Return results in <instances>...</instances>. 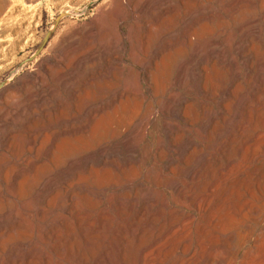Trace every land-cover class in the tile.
Instances as JSON below:
<instances>
[{"label":"bare ground","instance_id":"1","mask_svg":"<svg viewBox=\"0 0 264 264\" xmlns=\"http://www.w3.org/2000/svg\"><path fill=\"white\" fill-rule=\"evenodd\" d=\"M196 1L198 6H181L175 27L159 31L157 38L163 42L153 47L143 41L144 23L133 21L135 35L143 40L140 52L133 53L141 56L135 63L136 78L128 79L131 83L125 78V89L95 94L90 99L95 104L80 109L50 100V106L41 103L39 110L26 113L29 103L49 100L51 88L28 101L20 96L11 102L15 104L3 115L5 120L12 119L28 133L39 128L28 141L36 151L41 146L42 153L24 161L0 155V264H191L203 253L205 242L209 264H264V61H257L264 53V0H214L211 7L208 2L213 0ZM147 3L142 0L139 12ZM166 5L171 9L169 2ZM117 15V26L129 39L130 30L123 29L125 14ZM104 20L88 23L84 35H103L108 28ZM78 33L67 32L55 48L74 41ZM180 43L187 52L169 82L177 93L152 109L150 98L159 91L160 71L171 56L181 53ZM120 48L116 46L117 53ZM51 60H40L38 69L46 72ZM112 68L118 71L120 64ZM217 73L224 77L220 85L214 81ZM56 74L59 84L70 85L62 73ZM111 74L110 69L101 74L104 86H109ZM41 77L39 71L36 76L26 74L19 83ZM98 78L88 75L81 82L97 84ZM47 84L42 81L40 87ZM3 90L0 87V99ZM66 98L72 103L83 99L77 89ZM150 109L163 113L155 143L148 138L155 114ZM37 114L45 119L38 122ZM217 114L220 133L212 123ZM69 117L76 122H68ZM210 123L208 171L203 163L198 165L191 132L201 133L198 127ZM3 125L0 149L8 152L17 141L10 137L11 127ZM68 132L78 137L66 139ZM72 149L77 153H69ZM234 151L240 156L232 162ZM155 162L159 168L153 174ZM220 165L221 180L208 190L207 172L212 182ZM215 202L216 216L210 214ZM195 220L201 222L192 244Z\"/></svg>","mask_w":264,"mask_h":264},{"label":"rangeland","instance_id":"2","mask_svg":"<svg viewBox=\"0 0 264 264\" xmlns=\"http://www.w3.org/2000/svg\"><path fill=\"white\" fill-rule=\"evenodd\" d=\"M128 1L129 0H122V1L121 0H0V87L4 89L3 92L4 95L6 96V98H4L5 96H3L2 99H0L2 100L0 101V107L1 108L3 106L5 107V109L4 107L1 109V110L4 109L5 111L0 110V117L2 116L4 118L3 115L6 116L8 112V108L12 107L15 104L11 102H16L15 100L18 99L20 96L21 97L23 96L28 101V98L29 100L30 98H33L31 97L32 94L38 92L40 93L41 90H45V89L49 90V88L52 89L48 91L51 94L49 96V100L44 101V103L42 101L29 103V107H27L26 113L32 111L33 109L39 110L41 107H43L42 106L43 104H45V106H50L49 105L50 100L52 101V102L50 101L51 102L50 104H52L53 101L56 100L60 102V104L58 105L68 106L74 109H80L85 105L86 106L94 105L95 103H93V101H91L90 99H92V96L95 94L110 93L112 91H115V89L116 90L125 89L126 84L124 82H126L130 78H131L130 79L131 82L135 80L137 75V71H136L137 69L135 63L141 57V56L139 57L140 54H133L140 52L138 46H140L143 40L141 39V37L138 36V34L135 35L134 29H132L133 21L137 19L140 23L141 22L144 23V29L141 30V32L145 33V38L143 41L146 42L147 44L149 43L150 45L149 44L148 45L153 47L154 45L156 46L163 42V41L161 42V40L158 39L159 38L158 36L160 34L159 31H161L164 28L175 27V25L178 22L176 16L179 13L178 11L179 9H181L182 7L192 8L194 5L198 6L196 5L198 4V1L196 0H183V4L181 3L182 2L181 0L179 1L150 0V2L146 0V3L149 2L146 4L147 6H145V10L147 11L144 10L139 12L137 8L142 2V0H138V1L130 0L129 2ZM135 2L136 4H134ZM165 2L166 3L169 2V4H171L172 6L171 9L166 7L167 5ZM212 5H215L214 0L211 1V3L208 2V6L211 7ZM118 6H120L121 9H117L119 8ZM165 9L166 11L167 9L170 10V13L168 15L162 14V12H164ZM109 10H111L110 13ZM120 11L121 12L123 11L125 15L122 14ZM118 13L122 16L124 15L123 17L125 18V26L123 27V29L128 33L130 30L129 39L123 38L121 31L117 26L116 22L118 19L117 18ZM133 13L137 15L134 19L131 17ZM138 13L139 15H143V16H140L139 18ZM168 16L169 19L167 18ZM112 17H114L113 18L114 21ZM103 19H105L104 21H107L106 23L108 25V28L105 31V33H103V35L102 34L94 35V36L84 35L83 31L87 27L88 23H90L91 21L100 22L103 21ZM114 22L116 23V25L114 24ZM148 23L150 25H148ZM72 30H79V33L75 38V40L72 42L63 41L62 44H60L59 47L60 50L56 49L55 47L58 41L62 40L65 34ZM148 33H150V36L148 35ZM166 40L167 39H165L164 42H167ZM171 41H174L175 43V39ZM182 41H183L182 39L179 40V42ZM115 43L117 45H121V48L119 49L118 53L116 52L117 45ZM138 43L139 45H137ZM136 45L138 48L136 47ZM180 46L183 48L181 53L177 54L176 56L175 54L171 56L167 60V64L160 71L159 74V76H161L159 82L160 92L158 91L156 96L150 98L152 109H154L155 107L161 108L164 105L163 103L167 100L166 96L168 94L172 92L177 93V86H171L169 82L172 80L171 78L174 76L175 64H177V62L180 61L181 57H183V55H185L187 52L186 45L180 43ZM116 55L119 57L118 59H116ZM136 55H138V59ZM43 58L52 59L51 61L48 62V70L46 72L42 69H38L37 67V63ZM133 58L135 59V61H133ZM258 60L261 62L264 61V53L258 54L257 61ZM238 62L239 63L241 62V57H238ZM116 64H120V69L118 71L113 68L111 69V67L115 66ZM108 69L112 71V74L110 77L106 79V84L108 83L109 86H104L105 83L101 81V79L103 80L101 74L103 72L108 71ZM128 69L129 70L131 69L132 71L130 70L129 72ZM38 71L40 74H42L41 78L35 79V81H30L26 84L19 83V80L24 75L31 74L36 76V73H38ZM56 73H62L63 76L67 78L68 84L70 85L66 87L63 84H59L58 83L59 81L56 80L58 79L56 78L58 77ZM88 75H94L99 77L98 80L95 79L97 84L95 82L93 83L90 82L88 84L82 83L81 82L82 78ZM42 79L46 80V82L48 83L47 85L49 86V87L47 86L48 88H46L45 86L40 87L41 82L45 81ZM130 80H128L127 83H131ZM221 80L222 82L224 80L223 74L217 73V75H215L214 77L215 83L220 85ZM98 81L99 82L101 81L100 84ZM28 84L29 86L27 87L26 85ZM71 89L72 90L77 89L79 94L82 95L83 99H80L81 98L80 97L79 100L76 101L75 103L70 102L69 101L70 99H67L66 96H67V92L71 91ZM11 91L14 92L12 93ZM84 91L85 92L90 91V92L84 95L85 94ZM12 94L13 95L16 94V95L13 96ZM41 103L42 105H40ZM80 103L81 106L78 108ZM152 109L150 110L152 111ZM69 111H67L66 113L67 115L70 114ZM213 111L214 112L217 111L216 103H214ZM149 112H147L145 118L146 120L148 118V115H150ZM152 112L155 113L154 123L153 124L150 123L148 126L149 127L148 138L151 139L153 143H155L156 134L161 129L163 113L162 111L157 113L154 111ZM2 117L0 118V123H3L4 124L3 126L7 127L9 130L11 127L10 137H13L17 141V145L15 146L14 149H10L8 152L4 151L3 149H0V155L6 154L5 156L6 157L8 156V158L18 157V160L24 161L25 159L30 158L33 155L42 153L41 146H39L36 151V149L33 148L30 142L33 137H36L38 135L39 128H35V130L32 129L30 131L31 133L30 134L24 131L22 128H18V126H15L14 124L15 122L12 119L5 120V118L2 119ZM36 117L38 118L37 119L38 122H40V119H42V117L45 119V117L42 115L40 116V114H37L35 118ZM69 119L68 122L71 121L76 122L75 120H77L75 117L72 118L69 117ZM214 119L215 120L212 123L213 125L215 124L214 125V127L216 126L215 129L217 128L218 132L220 133V131L222 130H221L219 114H217V116H215ZM198 129L201 130V133L197 129L196 130L193 129L191 132L192 138L194 139V141L197 142L196 143L193 141L192 146L193 148L196 147L195 149L198 150V156H199V158L197 157L198 165L202 167V165L204 164L206 166V169L209 171V161L211 162V158H210V154L208 153L211 152V145L209 144L210 143L209 138L212 131L211 123L208 126L202 124L198 127ZM66 134H64V137L66 139L72 138V140H75L78 137V133L75 132H68ZM73 136H75V138ZM142 145L144 151L148 152L150 147L148 142L144 141ZM27 146L30 148H28ZM69 153L76 154L77 150L72 149L69 151ZM239 156L240 153L238 151L232 152L230 154L231 161L234 162ZM158 168H159V164L158 162H155L152 169V173L153 174L156 173ZM223 172H224V167L222 165L216 168L213 173L214 180L212 182H211V177L209 178V172H207L208 190L209 188H212L214 184L220 182ZM218 210H219V205L215 202L210 209L211 211L210 214L214 212L212 215L215 214L214 216H216L218 214ZM200 222H201L200 220L194 221V229L192 232V244L195 239L194 231L196 230V227L200 224ZM252 232H253L252 236L256 235L257 229L253 230ZM203 245L205 246H203L202 252L205 253L206 242ZM203 253L196 254L191 264H197L196 262H198L199 264H209L210 261Z\"/></svg>","mask_w":264,"mask_h":264}]
</instances>
